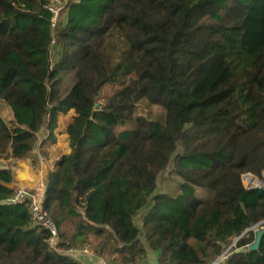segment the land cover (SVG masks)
Masks as SVG:
<instances>
[{"label": "trees", "instance_id": "16d2710c", "mask_svg": "<svg viewBox=\"0 0 264 264\" xmlns=\"http://www.w3.org/2000/svg\"><path fill=\"white\" fill-rule=\"evenodd\" d=\"M49 4L0 0V100L13 116L9 127L0 115V158L55 144L58 115L74 111L42 202L57 249L27 204L7 202L0 168V264H83L66 252L82 247L108 264L149 251L158 264H264V234L247 249L264 186L243 183L264 179V0H70L55 27ZM166 170L177 189L156 193Z\"/></svg>", "mask_w": 264, "mask_h": 264}, {"label": "crops", "instance_id": "0c3cea01", "mask_svg": "<svg viewBox=\"0 0 264 264\" xmlns=\"http://www.w3.org/2000/svg\"><path fill=\"white\" fill-rule=\"evenodd\" d=\"M69 112H72L73 116L75 115L73 110ZM61 133L62 134L57 139L56 145L54 144L50 149L48 148V151L44 150L43 147L41 148L43 151L47 152V155H42L41 149L38 148L34 150V154L31 157L1 158L0 164H3V166H0V168L10 169L13 177L12 182L6 185L12 189L26 188L33 193L37 200L43 201L48 173L54 169L56 161L60 157H63L69 150L68 135L66 131H61ZM44 137L45 136L42 135L40 140ZM78 259L83 264H101L100 258L91 254H79ZM143 264H158L157 253L149 251L148 257Z\"/></svg>", "mask_w": 264, "mask_h": 264}, {"label": "rangeland", "instance_id": "374dc122", "mask_svg": "<svg viewBox=\"0 0 264 264\" xmlns=\"http://www.w3.org/2000/svg\"><path fill=\"white\" fill-rule=\"evenodd\" d=\"M69 1L70 0H49V2H50L49 5L54 6V7H58L60 9V13H59L60 14L59 17H60L62 15L63 8L64 9L67 8ZM75 1H78V0H75ZM66 11H65V13H66ZM52 57H53V55H52ZM71 84L72 83H70V85ZM111 87L112 86L109 84L104 86V88L102 90L103 96L99 99V103H104V97H105V95H108L110 93ZM152 107H153V109H152L153 114L152 115H146V116H149L148 118H153V119L159 118L160 117L159 115H161V112H162L161 109L156 107V106H152ZM157 110H158V112H157ZM144 113L145 112H141V114H144ZM137 114L140 115L139 111H137ZM0 115L7 122L8 126L12 127L13 116L11 114L10 109L4 104V102L2 100H0ZM73 117L74 116H73L72 112L71 113L69 112L66 115H62V114L58 115V117H57V128L55 130L56 142H57V139L59 138V136L62 134L61 131H63V132L66 131L67 124L69 122H72ZM133 128H135V122L130 121V122H127L124 125L120 126L118 128V130L119 131L130 130ZM56 142H55V145L57 144ZM51 146H54V144H49V142H47L43 146V149L48 151V148L50 149ZM69 153H70V149L66 152L65 155H67ZM0 166H3V164H0ZM178 183H179L178 180H176V179L174 180L172 177H170V170H166L165 172H163L159 176L156 193H164L166 191L174 192L177 189ZM194 192L198 196V198H201V199H208L212 195V191L210 189H207V188H195ZM136 223L139 224V219L136 220ZM58 250H61V249L58 248Z\"/></svg>", "mask_w": 264, "mask_h": 264}, {"label": "built area", "instance_id": "2783aa9c", "mask_svg": "<svg viewBox=\"0 0 264 264\" xmlns=\"http://www.w3.org/2000/svg\"><path fill=\"white\" fill-rule=\"evenodd\" d=\"M48 10L52 13L51 25L52 27H55L58 24L60 9L58 7L49 5ZM245 180H248V182L246 183ZM243 183L246 187H262L264 186V179L259 180L257 178L253 179L250 176H244ZM7 202L13 205L24 204V203L27 204L33 223L42 225L50 230L52 236L50 237L48 242L50 246L57 249V246H56L58 242L57 230H56L54 223L50 220L47 214L43 211V208H42L43 201L37 200L36 197L33 195V193H31V191L26 188H16L14 189L13 196L10 199H8ZM66 252L76 258H79V254L94 255L92 251L87 247H82L79 249L70 248ZM100 263L108 264L103 259H100Z\"/></svg>", "mask_w": 264, "mask_h": 264}, {"label": "water", "instance_id": "95a60500", "mask_svg": "<svg viewBox=\"0 0 264 264\" xmlns=\"http://www.w3.org/2000/svg\"><path fill=\"white\" fill-rule=\"evenodd\" d=\"M61 158L62 157H60L57 161H56V163L57 162H59L60 160H61ZM244 176H250L251 178H253V179H256V177H254L252 174H250V173H247V174H245ZM244 176H243V178H244ZM251 229H247V230H245L222 254H221V256L220 257H222L224 254H226L227 253V251L231 248V246H233L234 244H235V242L238 240V239H240V238H242V237H246V236H248V234H249V231H250ZM263 234H264V227H262L261 229H258V230H256V232H255V240L250 244V245H248V247H247V249H248V251H254V250H257L258 248H259V245H260V241H261V237L263 236ZM211 264H222V261H220V262H218V263H215V262H213V263H211Z\"/></svg>", "mask_w": 264, "mask_h": 264}, {"label": "bare ground", "instance_id": "6f19581e", "mask_svg": "<svg viewBox=\"0 0 264 264\" xmlns=\"http://www.w3.org/2000/svg\"><path fill=\"white\" fill-rule=\"evenodd\" d=\"M245 182L247 183V182H248V180H245ZM40 184H41V181H40ZM20 186H22V185H20Z\"/></svg>", "mask_w": 264, "mask_h": 264}]
</instances>
